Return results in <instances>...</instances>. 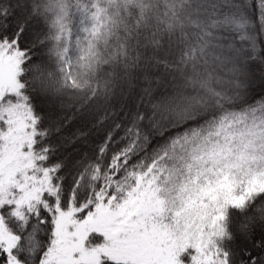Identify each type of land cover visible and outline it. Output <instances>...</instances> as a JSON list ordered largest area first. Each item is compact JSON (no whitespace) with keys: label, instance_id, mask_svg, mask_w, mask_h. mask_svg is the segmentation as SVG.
<instances>
[{"label":"snow or ice","instance_id":"snow-or-ice-1","mask_svg":"<svg viewBox=\"0 0 264 264\" xmlns=\"http://www.w3.org/2000/svg\"><path fill=\"white\" fill-rule=\"evenodd\" d=\"M0 264H264V0H0Z\"/></svg>","mask_w":264,"mask_h":264}]
</instances>
